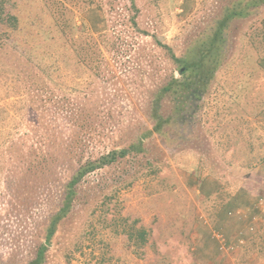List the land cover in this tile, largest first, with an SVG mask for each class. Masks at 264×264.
<instances>
[{
  "label": "rangeland",
  "instance_id": "374dc122",
  "mask_svg": "<svg viewBox=\"0 0 264 264\" xmlns=\"http://www.w3.org/2000/svg\"><path fill=\"white\" fill-rule=\"evenodd\" d=\"M237 1H7L18 25L0 28V264L35 256L83 161L152 128V91L178 75L157 40L180 55ZM250 10L226 28L190 131L154 133L84 176L43 264L264 263V228L244 225L264 196V4ZM215 233L245 241L228 251Z\"/></svg>",
  "mask_w": 264,
  "mask_h": 264
},
{
  "label": "trees",
  "instance_id": "16d2710c",
  "mask_svg": "<svg viewBox=\"0 0 264 264\" xmlns=\"http://www.w3.org/2000/svg\"><path fill=\"white\" fill-rule=\"evenodd\" d=\"M7 1L0 0V28L4 25L11 27L18 25V17L7 10ZM261 3L264 4V0H239L226 7L223 16L216 20L208 30H205L200 37L192 41L180 55L174 53L168 44L157 40V44L167 51L175 63L178 75L171 72L152 91L148 101L152 128L144 130L128 144H120L95 157H88L72 172L65 181L61 202L49 217L44 239L38 245L35 256L22 264H43L45 262L46 252L53 242L60 222L75 207L78 185L84 176L96 169L120 162L130 155L143 152L145 139L154 133L168 137V128L177 132L184 131L182 129L190 131L189 129L192 128L201 108V102L208 93L212 80L222 64L227 40L226 28L233 18L247 16L251 13L252 6L255 7ZM133 22L136 23L134 19ZM76 139L77 144H73V142L68 144L70 145L69 150L82 146V138L77 137ZM130 233L131 239L134 233ZM146 234L144 228L137 230V236L141 238L142 244L146 242Z\"/></svg>",
  "mask_w": 264,
  "mask_h": 264
},
{
  "label": "built area",
  "instance_id": "2783aa9c",
  "mask_svg": "<svg viewBox=\"0 0 264 264\" xmlns=\"http://www.w3.org/2000/svg\"><path fill=\"white\" fill-rule=\"evenodd\" d=\"M254 204L256 213L251 214V217L247 221L245 226L247 233H254L259 226H264V196H258ZM214 235L219 239L221 247L228 251L236 249V247L242 245L245 241L242 236L237 237L234 241H227L220 233H215Z\"/></svg>",
  "mask_w": 264,
  "mask_h": 264
},
{
  "label": "crops",
  "instance_id": "0c3cea01",
  "mask_svg": "<svg viewBox=\"0 0 264 264\" xmlns=\"http://www.w3.org/2000/svg\"><path fill=\"white\" fill-rule=\"evenodd\" d=\"M255 213H256V211H255ZM244 223H245V221H244ZM244 225L246 226V224H244ZM263 228H264V226H259L258 229H257L254 233L258 232L259 229L261 230V229H263ZM259 264H264V263H260V262H259Z\"/></svg>",
  "mask_w": 264,
  "mask_h": 264
}]
</instances>
